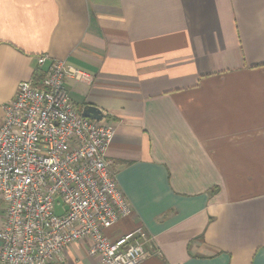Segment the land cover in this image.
<instances>
[{
  "label": "crops",
  "instance_id": "crops-1",
  "mask_svg": "<svg viewBox=\"0 0 264 264\" xmlns=\"http://www.w3.org/2000/svg\"><path fill=\"white\" fill-rule=\"evenodd\" d=\"M50 58L85 73L71 98L115 129L132 213L109 237L144 226L141 264H264V0H0V125ZM89 247L60 264H102Z\"/></svg>",
  "mask_w": 264,
  "mask_h": 264
},
{
  "label": "built area",
  "instance_id": "built-area-1",
  "mask_svg": "<svg viewBox=\"0 0 264 264\" xmlns=\"http://www.w3.org/2000/svg\"><path fill=\"white\" fill-rule=\"evenodd\" d=\"M85 78L65 59L50 58L41 78L22 81L3 106L0 264H60L68 245L82 239L102 264H141L149 255L144 226L108 235L132 207L106 157L114 126L105 112L101 120L84 116L69 94L67 81Z\"/></svg>",
  "mask_w": 264,
  "mask_h": 264
},
{
  "label": "water",
  "instance_id": "water-1",
  "mask_svg": "<svg viewBox=\"0 0 264 264\" xmlns=\"http://www.w3.org/2000/svg\"><path fill=\"white\" fill-rule=\"evenodd\" d=\"M82 114L86 117H90L96 120H101L104 117V112L99 107L93 104H86L82 107ZM62 202L60 199L56 201V213L62 214Z\"/></svg>",
  "mask_w": 264,
  "mask_h": 264
}]
</instances>
